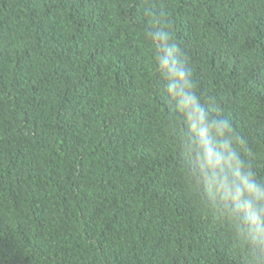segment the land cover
<instances>
[{
	"label": "trees",
	"instance_id": "1",
	"mask_svg": "<svg viewBox=\"0 0 264 264\" xmlns=\"http://www.w3.org/2000/svg\"><path fill=\"white\" fill-rule=\"evenodd\" d=\"M146 9L264 176V0H0V264H241L184 178Z\"/></svg>",
	"mask_w": 264,
	"mask_h": 264
},
{
	"label": "clouds",
	"instance_id": "2",
	"mask_svg": "<svg viewBox=\"0 0 264 264\" xmlns=\"http://www.w3.org/2000/svg\"><path fill=\"white\" fill-rule=\"evenodd\" d=\"M141 17L190 191L227 229L241 264H264V176L258 175L243 138L220 114L215 99L198 92L188 56L173 38L166 14L146 9Z\"/></svg>",
	"mask_w": 264,
	"mask_h": 264
}]
</instances>
